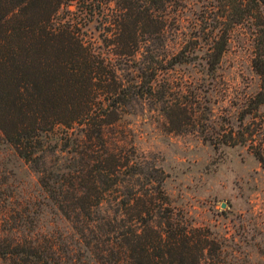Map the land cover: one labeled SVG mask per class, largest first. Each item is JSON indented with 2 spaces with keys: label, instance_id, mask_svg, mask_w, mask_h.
<instances>
[{
  "label": "trees",
  "instance_id": "obj_1",
  "mask_svg": "<svg viewBox=\"0 0 264 264\" xmlns=\"http://www.w3.org/2000/svg\"><path fill=\"white\" fill-rule=\"evenodd\" d=\"M171 2L0 0V139L36 172L80 244L51 243L48 231L41 238L8 226L0 233L2 261L228 264L222 240L175 210L163 170L117 129L129 108L146 103L158 107L167 130H196L199 105L179 99L183 87L174 89L165 73L197 57L214 70L229 27L205 29V46L167 47ZM257 4L264 10V0ZM261 31L252 57L258 89L239 110L238 127L212 143L248 142L264 165V125L251 118L264 105ZM260 250L264 257V245Z\"/></svg>",
  "mask_w": 264,
  "mask_h": 264
},
{
  "label": "rangeland",
  "instance_id": "obj_2",
  "mask_svg": "<svg viewBox=\"0 0 264 264\" xmlns=\"http://www.w3.org/2000/svg\"><path fill=\"white\" fill-rule=\"evenodd\" d=\"M167 47L202 46L218 26L226 25V50L212 71L201 57L168 69L166 78L183 87L177 96L199 105L193 131L167 130L158 107L135 104L117 129L137 153L165 173L164 191L175 210L197 225H206L223 242L228 264H262L264 245V165L245 144L212 142L238 127L239 110L258 89L252 66L264 10L257 0H172L167 7ZM198 35V37H197ZM193 94V95H192ZM253 118L264 125V105ZM21 225L23 231L50 232L52 242L78 244L69 223L36 180V172L0 139V233ZM39 233V234H38ZM47 236V235H46ZM51 236V235H50ZM76 253V252H74ZM81 258L83 255L78 251ZM74 255V256H75ZM0 264H9L8 259Z\"/></svg>",
  "mask_w": 264,
  "mask_h": 264
}]
</instances>
